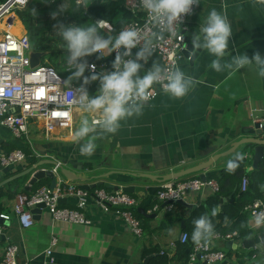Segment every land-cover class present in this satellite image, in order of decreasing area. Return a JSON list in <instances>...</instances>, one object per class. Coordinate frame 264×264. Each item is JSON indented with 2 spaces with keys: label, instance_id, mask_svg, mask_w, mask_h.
Segmentation results:
<instances>
[{
  "label": "crops",
  "instance_id": "0c3cea01",
  "mask_svg": "<svg viewBox=\"0 0 264 264\" xmlns=\"http://www.w3.org/2000/svg\"><path fill=\"white\" fill-rule=\"evenodd\" d=\"M212 9L226 14L232 27L229 53L222 63L231 62L232 55L243 53L251 57L259 52L264 56V0H200L190 21V31L199 29L204 16ZM18 21L21 28L19 35L27 33L21 21ZM214 58L203 50L193 67L186 59L181 61L178 69L194 81L188 94L181 99L171 98L167 94L160 95L151 104L144 106L141 116L121 122L115 135L104 134L98 138L95 141L96 149L90 157L81 155L80 146L83 141L73 142V135H69L68 131H58L47 139L42 132L34 129L29 141H26L31 150L41 156L34 165L54 159L64 163L72 175L82 179L81 182H76L82 188L94 187L99 183L119 189L128 185L149 187L153 186L151 182L133 179L130 174L175 173L227 151L231 145L244 138L246 129L264 121V77L257 74L255 66L241 69L237 73H230L229 70L216 72L210 67ZM150 62L160 65L157 58L151 57L143 67ZM77 119L74 131L81 122ZM22 147L8 130L0 128V151L7 153ZM242 149L244 148L238 150V154L244 153L246 172L249 173L255 170L252 167V151L240 152ZM236 156L237 153L219 161L205 173L206 177L220 175L226 170L227 161ZM49 167L43 165L42 169ZM29 168L26 165L6 175L0 173L9 179ZM23 178L26 179L15 180L19 181L14 186L15 194L22 192L30 179ZM210 195L212 194L208 192L190 196L183 202L185 206L177 204L178 207L175 206L173 211L180 217L188 216L189 210L204 204ZM137 196L140 199V204L136 207L137 213L148 220V230L144 231L143 228L144 235L141 239L134 237L119 217L103 214L89 201L84 213L91 221L89 226L53 223L44 209L36 214L34 225L28 230L22 229L15 219L9 224L4 223L5 230L0 236V260L7 243H12L18 248V264L46 263L45 252L49 249L51 240L56 238L57 247L52 255V263L48 264H144L146 259L143 256L149 249L158 247L169 250L172 244L179 241L183 224L179 223L168 231L152 233L165 213L149 214L154 205L153 200L146 207L149 197L144 194ZM236 196L238 198V193ZM230 199L231 197L223 198L222 204ZM11 201H2L4 213L11 214ZM61 206L75 208L74 201L71 200ZM140 211L155 215V218L147 219ZM252 221L248 216L241 217L240 228L245 235L240 236L237 232L239 238L232 241L230 249L226 248V243L218 242L213 245L226 254L229 264L236 263L237 254L245 253L242 249L235 248L248 238L251 229L257 227ZM141 223L143 224L142 221Z\"/></svg>",
  "mask_w": 264,
  "mask_h": 264
},
{
  "label": "built area",
  "instance_id": "2783aa9c",
  "mask_svg": "<svg viewBox=\"0 0 264 264\" xmlns=\"http://www.w3.org/2000/svg\"><path fill=\"white\" fill-rule=\"evenodd\" d=\"M93 1L83 0L81 2V0H77L75 4L83 11V15H86L88 6ZM30 2L31 0H22V3L18 0H8L0 5V25L9 29L10 25L5 22V19L14 16L17 11L24 10ZM197 6H193L190 14L181 17L175 35L165 33L162 39L154 41L152 57L157 58L162 67H171L175 70L178 69L180 62L184 61V38L190 31V21ZM124 8L135 17V20L121 30L136 28L143 35L149 34L151 24L146 13L139 7V0H125ZM72 22L75 24L74 21ZM6 29H2L0 33V127L8 130L17 142L19 140L29 141L30 134L34 129L42 132L47 139L58 131H68L69 135H73L75 119L80 114L77 120H82L85 114L72 104V91L69 90L65 82L70 75L69 72H66V65L64 64L65 72L68 74L66 77L60 76L42 61L37 67L31 68L29 59L31 47L27 33L15 35ZM108 34H110V30ZM136 51L138 48L133 50V56ZM115 55L116 53L107 56L100 60L101 63L84 59L89 61L88 64H94L97 72L111 71ZM74 87H79V82H76ZM153 87L155 91L145 105L151 104L160 95H165L160 85ZM34 155L37 160L41 157L39 154L34 153ZM54 161L57 163L56 166L42 169L31 164L30 158L19 148L7 153L0 151V172L2 174L12 173L18 168L22 169L28 165L34 168L33 172L50 171L55 183L53 188L42 186L29 195L23 193V190L18 192L10 203L11 214H0V236L5 230L4 223L9 224L13 219L24 230L32 228L34 225L32 211L39 206L44 207L43 209L48 212L53 223L89 226L91 221L85 217L84 213L88 208L89 201H92L103 214H114L119 217L134 237L137 239L143 237V225L134 214V209L140 204L137 194L130 195L121 190L112 191L105 188L90 192L78 186L76 182L62 177L59 174V169L65 167V164L55 159ZM248 186V179L243 178L239 186V194H244ZM157 188L153 199L154 205L149 214H161V212L166 214L172 212L179 202H185L190 196L204 195L208 192L216 195L220 191L215 180L202 181L198 176L163 183ZM62 200L65 202L74 201L75 208L68 209L61 206ZM244 212L252 220L258 215H264V200H257L246 206ZM238 238L237 232L214 234L210 243L195 246L189 264H194L197 261V256L199 261L205 264H229L226 254L215 249L213 245L218 242H232ZM187 239L188 235L182 233L179 242L185 243ZM57 242L56 238L51 240L50 247L45 252L48 262L43 264L52 263V255L57 247ZM174 248L175 246L172 244L170 249ZM17 254L18 248L12 243H7L0 264H18Z\"/></svg>",
  "mask_w": 264,
  "mask_h": 264
},
{
  "label": "clouds",
  "instance_id": "9594fccd",
  "mask_svg": "<svg viewBox=\"0 0 264 264\" xmlns=\"http://www.w3.org/2000/svg\"><path fill=\"white\" fill-rule=\"evenodd\" d=\"M198 4L200 0H139V7L151 24L147 35L136 28L121 30L116 36L103 35L100 29L104 25L97 22L57 23L54 35L62 42L66 72L70 73L65 82L72 91L73 106L85 114L72 137L73 142L83 141L81 155L90 157L96 149L95 141L98 138L104 134L115 135L121 122L141 116L145 103L155 91L154 85H160L163 92L174 99L185 97L192 89L193 79L179 69L165 68L153 62L143 76L140 73L143 70L141 62L147 63L154 54V41L162 39L165 33L175 35L181 17L190 14L193 6ZM65 12L67 9L63 2L51 13V17L55 20ZM232 35L226 14L212 9L199 24L198 35L192 38L191 44L194 49L205 50L215 57L210 67L216 72L229 70L230 73H237L255 66L257 74L264 77V56L259 52L251 57L244 53L232 55L231 62H221L229 53ZM137 48L133 56V50ZM113 53L116 55L111 71L97 72L96 66L84 59L95 55L97 60H103ZM85 72H88L87 76ZM76 82H79V87H74ZM91 84H98L94 94L88 92ZM243 159V154L229 159L226 171L233 174ZM220 211L219 207H214L211 217L218 216ZM252 222L257 227H264V215L254 217ZM192 223V242L197 246L210 243L214 235L210 216L202 215Z\"/></svg>",
  "mask_w": 264,
  "mask_h": 264
},
{
  "label": "trees",
  "instance_id": "16d2710c",
  "mask_svg": "<svg viewBox=\"0 0 264 264\" xmlns=\"http://www.w3.org/2000/svg\"><path fill=\"white\" fill-rule=\"evenodd\" d=\"M7 1L8 0H0V5H3ZM76 1L77 0H31L30 4L24 10L16 12V16L27 32L31 51L42 54V62L45 63L46 66L53 68L62 77L67 76L64 68L66 54L61 47L62 42L54 35V29L57 23L67 25L72 24V21H74L75 24L97 22L100 25L110 26V28L108 27V30L111 32L110 34H108L107 30L103 31L102 27L100 29L101 34L115 36L124 26L135 20V17L125 10V0H111L109 3L104 2L103 0H94L88 6L86 15H83V11L76 7ZM63 2L66 5L67 12L58 16L55 20L52 19L51 13L56 11ZM14 19L9 22L15 23V27L10 26L7 30L19 35V30H21L19 21L15 16ZM87 59L96 63H101L100 60L96 59L95 55L87 57ZM151 66L152 62H150L149 65L144 66L140 75L143 76L144 71L150 69ZM87 75L88 72L85 73V76ZM97 89L98 84H91L88 86L89 94H94ZM24 142L25 144L22 149L30 158V163L35 164L37 159L34 152L31 150L30 145L26 141ZM245 151L246 149L242 152ZM240 154H243L244 156V153ZM246 165V160L243 159L233 174L223 170L218 176L208 175L207 179L215 180L219 185L220 191L216 195L208 196L204 204L189 210L188 216L180 217L174 211L166 213L159 226L153 230L152 233L156 231H168L175 225L182 223V233H186L188 239L185 243L176 241L174 243V250H163L158 247L149 249L143 256L144 260L150 258L147 264H189L190 256L196 246L191 240V233L193 231L192 222L205 214H208L212 219L214 234H228L236 231L239 232L240 236L245 235L240 228L241 217L244 215L247 217L244 212L245 207L257 200H264V155L255 170L247 173ZM243 178L248 179L249 186L244 194H239V186ZM6 179H8V177L0 173V183ZM23 179L26 178H22L21 180ZM18 184L19 181H15L0 188V214L4 213L5 210L2 207V201L5 199L11 201L14 198L16 195L14 193V186ZM49 184L50 181L44 179L34 185L29 191L24 189L23 193L29 195L39 187L44 185L49 186ZM100 188L104 187L94 186L89 187L87 190L93 192ZM237 193L238 198L236 196ZM228 197H231V199L222 204V199ZM176 207H178V205H176ZM214 207H219L221 211L218 216L211 217V210ZM134 214L136 218L138 217V219L143 222L142 225H144V231L145 229L148 230V227L146 226L148 220L143 219L137 213V209H134ZM239 256L240 255L237 254V257ZM228 257L230 258V255H228ZM244 258H246V255H244Z\"/></svg>",
  "mask_w": 264,
  "mask_h": 264
},
{
  "label": "water",
  "instance_id": "95a60500",
  "mask_svg": "<svg viewBox=\"0 0 264 264\" xmlns=\"http://www.w3.org/2000/svg\"><path fill=\"white\" fill-rule=\"evenodd\" d=\"M198 35V29H193L191 31H188L186 33V36L184 38V44H185V50L183 52L184 58L189 62L190 66L193 67L195 61L198 59V57L202 54L203 50H196L192 47L191 41L192 38ZM30 59V66L31 68H35L38 65H40L43 55L40 53H36L31 51L29 54ZM88 63L89 61L85 59ZM244 138L239 140L238 142L231 145L230 149H228L225 152L216 154L210 158H208L206 161L195 165L191 168H187L184 170H180L175 173H170L166 175H151L147 173L142 174H130V176L133 179H141V180H147L152 183L153 186L145 187L142 185H128L124 186L121 189L118 187H114L109 184H102L99 183L96 186L101 187L103 186L105 189L112 190V191H118L121 190L123 193L135 195V194H144L147 195L148 201L146 203V207L150 205V203L153 200V196L157 192V186L163 183L180 180L186 177H190L193 175H197L202 181H205L207 179L205 173L208 172L211 168H213L219 161L223 159L230 158L234 154H238V150L240 148L246 149V151H252V157L251 160L253 162L252 167L253 169H256L259 161L262 159L264 155V139H262V136L264 135V121L255 123L251 128L246 129L244 132ZM244 149H242L240 152H242ZM239 152V153H240ZM43 165H48L50 167H54L57 165L55 161L52 160H45L43 163H38L36 166L38 168H41ZM34 168L30 167L27 169V171H23L22 173L11 177L2 183H0V188L3 186L9 184L10 182H13L15 180L21 179L23 177L30 176V180L28 182V185L25 187V190L29 191L30 188H32L34 185H36L38 182L48 179L50 181V187L53 188L55 183L54 179L52 177V174L50 171L46 170H39L37 172H33ZM59 174L71 181L74 182H81L82 179L78 178L72 173H70L66 167H61L59 169ZM89 187H84L83 189L87 190ZM224 201V200H223ZM65 201L62 200L60 203H64ZM178 205H184L183 202H179ZM185 206V205H184ZM43 206H39L36 209L32 211L33 220L36 221V214H39L40 209H43ZM141 215L147 219H154L155 215H148L144 211H140ZM183 228V225H182ZM233 246V242H227L226 248L230 249V247ZM242 249L245 253L241 254L239 257L236 258V263L234 264H264V227H255L250 230V233L248 235L247 239H244L240 245H236L235 249ZM244 255H246V258H244ZM149 259H146L144 261V264L148 263ZM194 264H205L199 261V257L197 256V262Z\"/></svg>",
  "mask_w": 264,
  "mask_h": 264
},
{
  "label": "rangeland",
  "instance_id": "374dc122",
  "mask_svg": "<svg viewBox=\"0 0 264 264\" xmlns=\"http://www.w3.org/2000/svg\"><path fill=\"white\" fill-rule=\"evenodd\" d=\"M110 0H104V2H109ZM25 9V8H24ZM15 16H16V14H15ZM12 19H14V16H11V17H8V18H6L5 19V22H7L11 27H15V23H12V22H9V21H13ZM14 21H15V19H14ZM2 26V28L3 29H5L4 27H3V25H1ZM104 27V26H103ZM7 30V29H6ZM105 30H107L108 32H109V30H108V28L107 27H104L103 28V31H105ZM1 31L2 30H0V33H1ZM111 33V32H110ZM1 128V127H0ZM18 144L20 145V146H24V144H25V142H24V140H19V142H18ZM23 148V147H22ZM22 148H19V149H21L22 151H23V149ZM16 149H18V148H16ZM24 152V151H23ZM232 264H234V263H232Z\"/></svg>",
  "mask_w": 264,
  "mask_h": 264
},
{
  "label": "bare ground",
  "instance_id": "6f19581e",
  "mask_svg": "<svg viewBox=\"0 0 264 264\" xmlns=\"http://www.w3.org/2000/svg\"><path fill=\"white\" fill-rule=\"evenodd\" d=\"M18 2H21L22 3V0H18ZM3 28H2V26L0 25V30H2Z\"/></svg>",
  "mask_w": 264,
  "mask_h": 264
}]
</instances>
